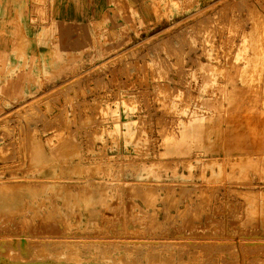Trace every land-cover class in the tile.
<instances>
[{
    "label": "rangeland",
    "instance_id": "rangeland-1",
    "mask_svg": "<svg viewBox=\"0 0 264 264\" xmlns=\"http://www.w3.org/2000/svg\"><path fill=\"white\" fill-rule=\"evenodd\" d=\"M66 1L0 59V264H264V0Z\"/></svg>",
    "mask_w": 264,
    "mask_h": 264
},
{
    "label": "bare ground",
    "instance_id": "bare-ground-1",
    "mask_svg": "<svg viewBox=\"0 0 264 264\" xmlns=\"http://www.w3.org/2000/svg\"><path fill=\"white\" fill-rule=\"evenodd\" d=\"M72 1V0H71ZM243 1V0H242ZM224 2V1H223ZM231 2V1H230ZM243 2H245V1H243ZM258 2V1H257ZM234 3V2H233ZM237 3V2H236ZM239 3V2H238ZM245 4V3H244ZM252 4V3H251ZM260 5V4H259ZM238 6H240L239 4H238ZM201 8V7H200ZM241 8H243V7H241ZM246 8V7H245ZM248 8V7H247ZM204 9H206V8H204ZM208 9V8H207ZM228 9V8H227ZM254 9V8H253ZM213 10V9H212ZM217 10V9H216ZM226 10V9H225ZM249 10V9H248ZM200 11V10H199ZM204 11V10H203ZM231 11V10H230ZM201 12V11H200ZM215 12V11H214ZM225 12V11H224ZM232 12V11H231ZM203 13V12H202ZM227 13V12H226ZM247 13V12H246ZM258 13V12H257ZM221 14V13H220ZM217 15V14H216ZM248 15V14H247ZM218 16V15H217ZM257 16V15H256ZM209 17V16H208ZM236 17V16H235ZM247 17V16H246ZM193 18V17H192ZM227 18V17H226ZM203 19V18H202ZM220 19V18H219ZM259 19V18H258ZM185 20V19H184ZM205 20V19H204ZM215 20V19H214ZM217 21V20H216ZM247 21V20H246ZM195 22V21H194ZM198 23V22H197ZM207 23V22H206ZM223 23V22H222ZM246 23V22H245ZM210 24V23H209ZM244 24V23H243ZM47 26V25H46ZM194 26H195V24H194ZM259 26H261V25H259ZM252 27V26H251ZM209 28V27H208ZM168 30V29H167ZM166 30V31H167ZM164 31V30H163ZM178 32V31H177ZM165 33V32H164ZM215 34V33H214ZM157 35V34H156ZM195 35V34H194ZM164 36V35H163ZM183 36V35H182ZM262 36H264V34L262 35ZM155 38H156V36H154ZM245 37V36H244ZM159 38V37H158ZM157 38V39H158ZM185 38V37H184ZM211 38V37H210ZM148 39V38H147ZM185 40V39H184ZM177 41V40H176ZM183 41V40H182ZM141 42V41H140ZM210 42V41H209ZM163 43V42H162ZM179 43H181V42H179ZM172 44V43H171ZM141 45V44H140ZM157 45V44H156ZM170 45V44H169ZM182 45V44H181ZM186 45H187V43H186ZM233 45V44H232ZM178 46V45H177ZM228 46V45H227ZM146 47V46H145ZM190 47V46H189ZM231 47V46H230ZM245 47V46H244ZM263 47V46H262ZM166 48V47H165ZM183 48V47H182ZM174 49V48H173ZM264 49V48H263ZM150 50V49H149ZM219 50V49H218ZM228 50V49H227ZM176 51V50H175ZM190 51V50H189ZM195 51V50H194ZM124 52V51H123ZM168 52V51H167ZM183 52V51H182ZM264 52V51H263ZM231 53V52H230ZM229 53V54H230ZM239 53V52H238ZM120 55V54H119ZM118 55V56H119ZM121 56V55H120ZM119 56V57H120ZM119 57H117V58H119ZM130 57V56H129ZM170 57V56H169ZM137 58V57H136ZM188 58V57H187ZM244 58V57H243ZM230 59H231V57H230ZM261 59V58H260ZM112 60V59H111ZM217 60V59H216ZM246 60H248V59H246ZM218 62H220V61H218ZM248 62V61H247ZM143 63V62H142ZM258 63H260V62H258ZM235 64V63H234ZM250 64V63H249ZM120 65V64H119ZM145 65V64H144ZM223 65V64H222ZM107 66H108V64H107ZM247 66V65H246ZM221 67V66H220ZM96 68V67H95ZM142 69H143V67H142ZM171 70V69H170ZM235 70V69H234ZM264 70V69H263ZM94 71V70H93ZM142 71V70H141ZM93 73V72H92ZM113 73V72H112ZM151 73V72H150ZM155 73V72H154ZM180 73V72H179ZM242 73V72H241ZM84 74V73H83ZM88 74V73H87ZM233 74H234V72H233ZM137 75V74H136ZM156 75V74H155ZM219 76V75H218ZM240 76V75H239ZM110 77V76H109ZM80 78H82V77H80ZM101 78V77H100ZM231 79V78H230ZM79 81H81V80H79ZM123 81V80H122ZM121 83V82H120ZM94 84V83H93ZM222 85V84H221ZM62 86V85H61ZM68 87H71V86H69L68 85ZM87 87V86H86ZM236 87H238V86H236ZM94 88V87H93ZM117 88V87H116ZM79 89V88H78ZM255 89V88H254ZM51 90V89H50ZM49 90V91H50ZM67 90V89H66ZM77 90V89H76ZM246 90V89H245ZM257 90V89H256ZM56 91H58V92H62V91H59V90H56ZM55 91V92H56ZM64 91V90H63ZM255 91V90H254ZM51 92V91H50ZM66 93L68 92V91H65ZM65 92H64V94H65ZM242 93V92H241ZM257 93V92H256ZM50 95H51V93H50ZM59 95H61V94H59ZM68 95V94H67ZM262 95V94H261ZM46 96V95H45ZM70 96H72V95H70ZM74 98H75V96H73ZM73 97L71 98V102H72V99H73ZM64 98V97H63ZM68 98V97H67ZM251 99V98H250ZM264 99V98H263ZM51 100V99H50ZM57 100V99H56ZM64 100V99H63ZM93 100V99H92ZM62 101V100H61ZM66 101H68V100H66ZM70 101V100H69ZM79 101V100H78ZM255 101V100H254ZM80 102V101H79ZM86 102H88V100L86 101ZM93 102V101H92ZM178 102V101H177ZM250 102V101H249ZM263 102V101H262ZM91 103V102H90ZM89 103V104H90ZM180 103V102H179ZM32 104V103H31ZM30 104V105H31ZM59 104V103H58ZM57 104V105H58ZM65 104V103H64ZM70 104V103H69ZM80 104H82V103H80ZM79 104V105H80ZM87 104V103H86ZM92 104H94V103H92ZM241 104H243V103H241ZM33 105V104H32ZM31 105V106H32ZM36 105V103H34V106ZM78 105V106H79ZM85 105V104H84ZM83 105V107H86V105L84 106ZM246 105V104H245ZM42 106H44V104L42 105ZM41 106V107H42ZM59 106H61V104H59ZM71 106H74V104L72 105L71 104ZM76 106V105H75ZM88 106V105H87ZM242 106V105H241ZM28 107H29V105H28ZM33 107V106H32ZM32 107H30V108H32ZM61 107H63V106H61ZM81 107V106H80ZM95 107V106H94ZM27 108V107H26ZM35 108V107H34ZM58 108V107H57ZM72 108V107H71ZM74 108V107H73ZM22 109H23V107H22ZM66 109V108H65ZM93 109V108H92ZM249 109H250V107H249ZM33 110H35V109H33ZM44 110V109H43ZM48 110V109H47ZM54 110V109H53ZM74 110V109H73ZM98 110V109H97ZM26 111V110H25ZM36 111H37V107H36ZM49 111H50V108H49ZM59 111H61V110H59ZM81 111H83V110H81ZM80 111V112H81ZM92 111H94V110H92ZM163 111V110H162ZM161 111V112H162ZM258 111V110H257ZM54 112V111H53ZM75 112H77V110L75 111ZM90 112V111H89ZM259 112V111H258ZM31 113H34V112H30V114ZM72 113H74V112H72ZM36 114H39V113H36ZM43 115V113H41V111H40V115ZM78 114V113H77ZM168 114V113H167ZM22 115V114H21ZM40 115H39V117H40ZM56 115H57V117H58V113H56ZM79 115V114H78ZM162 115V114H161ZM171 115V114H170ZM261 115V114H260ZM25 116V115H24ZM27 116H28V114H27ZM55 116V115H54ZM75 116V115H74ZM90 116H92L91 114H90ZM22 117V116H21ZM32 117V116H31ZM34 117V116H33ZM48 117V116H47ZM62 117V116H61ZM166 117V116H165ZM171 117V116H170ZM222 117V116H221ZM229 117V116H228ZM25 118V117H24ZM36 117H34L33 119H35ZM41 118H44V117H41ZM64 118V117H63ZM80 118V117H79ZM160 118H162V120H163V117L161 116ZM227 118V117H226ZM234 118V117H233ZM36 119H38V118H36ZM62 119V118H61ZM81 119V118H80ZM93 119H94V117H93ZM231 119V117H229V120ZM25 120H28V119H25ZM45 120V119H44ZM53 120H54V118H53ZM56 120V119H55ZM92 120V119H91ZM95 120V119H94ZM228 120V121H229ZM247 120V119H246ZM249 120V119H248ZM3 121V120H2ZM10 121V120H9ZM35 121V120H34ZM34 121H33V123H34ZM36 121H38V120H36ZM47 121H49V120H47ZM46 121V122H47ZM62 121V120H61ZM64 121V120H63ZM62 121V122H63ZM160 121H161V119H160ZM227 121V120H226ZM237 122H238V124H240L239 122L241 121H239V119L238 120H236ZM243 121V120H242ZM245 121V120H244ZM8 122V121H7ZM26 122H28V121H26ZM30 122H32V121H30L29 120V123ZM40 122V121H39ZM45 122V121H44ZM45 122V123H46ZM75 122V121H74ZM81 122H83V119H82V121ZM111 122V121H110ZM164 122V121H163ZM172 122V121H171ZM223 122V121H222ZM225 122V121H224ZM16 123V122H15ZM19 123V122H18ZM48 123H50V122H48ZM47 123V124H48ZM53 123H55V122H53ZM140 123V122H139ZM242 123V122H241ZM261 123V122H260ZM35 124V123H34ZM41 124V123H40ZM51 124V123H50ZM64 124V123H63ZM80 124V123H79ZM85 124V123H84ZM93 124V123H92ZM95 124V123H94ZM93 124V125H94ZM105 124V123H104ZM158 124V123H157ZM167 124V123H166ZM169 124V123H168ZM211 124V123H210ZM215 124V123H214ZM237 124V123H236ZM248 123H246V125H247ZM264 124V123H263ZM54 125H56V124H54ZM58 125V124H57ZM98 125V124H97ZM222 125H223V123H222ZM230 125V124H229ZM235 125V124H234ZM259 125V124H258ZM12 126V125H11ZM27 126H28V124H27ZM36 126V125H35ZM40 126V125H39ZM38 126V127H39ZM49 126V125H48ZM48 126L46 127V128H48ZM63 126V125H62ZM86 126V125H85ZM165 125H163V127H164ZM168 126V125H167ZM241 126V125H240ZM248 126H249V124H248ZM253 126V125H252ZM251 126V127H252ZM255 126V125H254ZM29 127V126H28ZM34 127V126H33ZM42 127V126H41ZM53 127V126H52ZM56 127V126H55ZM66 127V126H65ZM84 127V126H83ZM98 127V126H97ZM100 127V126H99ZM11 128V127H10ZM37 128V127H36ZM91 128V127H90ZM89 128V129H90ZM214 128V127H213ZM236 127H234V129H235ZM239 128V127H238ZM246 128V127H245ZM244 128V129H245ZM257 127H255V129H256ZM29 129H31V128H29ZM40 129V128H39ZM43 129H45V128H43ZM66 129H67V127H66ZM86 129V128H85ZM84 129V130H85ZM99 128H97V130H98ZM101 129V128H100ZM154 129V128H153ZM221 129V128H220ZM241 129V128H240ZM248 129V128H247ZM249 129H250V127H249ZM25 130V129H24ZM33 130V129H32ZM47 130V129H46ZM54 130V129H53ZM58 130V129H57ZM56 130V131H57ZM68 130V129H67ZM87 130V129H86ZM85 130V131H86ZM92 130V129H91ZM161 130V129H160ZM222 130V129H221ZM242 130H243V128H242ZM257 130H258V128H257ZM30 131V130H29ZM156 131V130H155ZM250 132H251V130H249ZM259 132H260V130H258ZM263 131V130H262ZM28 132V131H27ZM31 132V131H30ZM91 132V131H90ZM89 132V133H90ZM150 132V131H149ZM153 132V131H152ZM24 133V132H23ZM39 133H40V131H39ZM88 133V132H87ZM166 133V132H165ZM223 133V132H222ZM221 133V134H222ZM252 133V132H251ZM257 133V132H256ZM27 134V133H26ZM55 134H57V133H55ZM253 134V133H252ZM264 134V133H263ZM32 135V134H31ZM89 135H91V134H89ZM152 135H155V134H152ZM157 135V134H156ZM163 135V134H162ZM256 135V134H255ZM3 136V135H2ZM43 136V135H42ZM45 136V135H44ZM88 136V135H87ZM104 136V135H103ZM30 137V136H29ZM33 137V136H32ZM56 138H57V136H55ZM91 137V136H90ZM257 138H260L259 136H256ZM35 138V137H34ZM214 138V137H213ZM253 138H254V135H253ZM262 138V137H261ZM20 139V138H19ZM40 139H41V137H40ZM83 139V138H82ZM249 139H251V138H249ZM26 140V139H25ZM31 140V139H30ZM155 140V139H154ZM153 140V141H154ZM242 140H243V138H242ZM247 140V139H246ZM261 141H262V139H260ZM9 141H11V140H9ZM14 141V140H13ZM22 141V140H21ZM27 141H28V139H27ZM156 141V140H155ZM205 141V140H204ZM227 141V140H226ZM241 141V140H240ZM255 141H256V139H255ZM261 141H259V142H261ZM100 142V141H99ZM242 142V141H241ZM259 142H258V145H259ZM12 143V142H11ZM19 142H17V144H18ZM25 143H26V141H25ZM24 143V144H25ZM153 143V142H152ZM48 144V143H47ZM95 144V143H94ZM99 144V143H98ZM151 144V143H150ZM261 144V143H260ZM19 146H20V144H18ZM22 145H23V143H22ZM229 145V144H228ZM11 146H13V145H11ZM19 146H17V151H18V147ZM26 146V145H25ZM24 146V147H25ZM48 146V145H47ZM247 146V145H246ZM22 147V146H21ZM41 146H40V144L38 143V144H34L33 145V147H31V150H32V152H33V156L35 157V158H38V157H42V155H41V153H42V151H41V148H40ZM2 148V147H1ZM5 148H7V147H5ZM11 148V147H10ZM9 148V149H10ZM16 148V147H15ZM216 148V147H215ZM2 149H4V148H2ZM1 149V150H2ZM85 149V148H84ZM104 149V148H103ZM218 149V148H217ZM0 150V151H1ZM20 150V149H19ZM24 150H25V148H24ZM16 151V152H17ZM22 151V150H21ZM157 151V150H156ZM23 153H25V152H23ZM16 155H17V153H16ZM22 156H25V155H23L22 154ZM156 156V155H155ZM187 156V155H186ZM257 156V155H256ZM9 157V156H8ZM17 158V157H16ZM25 158V157H24ZM234 158V157H233ZM232 158V159H233ZM242 158H243V156H242ZM1 159V158H0ZM81 159V158H80ZM91 159V158H90ZM185 159V158H184ZM237 159V158H236ZM239 159H241V157L239 158ZM17 160H19V159H17ZM84 160V159H83ZM82 160V161H83ZM212 160V159H211ZM218 160V159H217ZM228 160H230V158L228 159ZM238 160V159H237ZM260 160H261V158H260ZM260 160H258V162L260 161ZM5 161V160H4ZM81 161V162H82ZM104 161V160H103ZM210 161V160H209ZM214 161V160H213ZM234 161H235V159H234ZM234 161H232L233 163H234ZM85 162V161H84ZM83 162V163H84ZM216 162V161H215ZM230 162V161H229ZM236 162V161H235ZM238 162V161H237ZM87 163V162H86ZM89 163V162H88ZM213 164H214V162H212ZM240 163V162H239ZM2 164H5V162L4 163H2ZM216 164V163H215ZM236 164V163H235ZM12 165V164H11ZM51 165V164H50ZM217 165V164H216ZM231 165H234V164H229V166H231ZM53 166V165H52ZM116 166V165H115ZM227 166V165H226ZM237 166H239V165H237ZM18 167V166H17ZM16 167V168H17ZM234 167V166H233ZM240 167H241V165H240ZM22 168V167H21ZM236 167H234V168H231L232 170L233 169H235ZM226 169V168H225ZM55 170V169H54ZM50 171V170H49ZM37 172V171H36ZM35 172V173H36ZM47 172V171H46ZM41 173H43V172H41ZM50 173V172H49ZM30 175V174H29ZM33 175V174H32ZM24 176V175H23ZM31 177V176H30ZM29 177V179H31ZM16 178V177H15ZM73 178V177H72ZM84 178V177H83ZM20 179H22V178H20ZM35 179V178H34ZM40 179V178H39ZM44 180H45V178H44ZM66 180V179H65ZM7 182H8V180H6ZM5 181V182H6ZM15 182L14 183H18V182H16L17 181V179L16 180H14ZM31 181V180H30ZM35 181V180H34ZM38 181H42V179L41 180H38ZM48 181V180H47ZM62 181V180H61ZM73 181V180H72ZM71 181V182H72ZM78 181V180H77ZM2 182V181H1ZM4 182V181H3ZM12 182V181H11ZM26 182V181H25ZM67 182V181H66ZM69 182V181H68ZM74 182V181H73ZM80 182V181H79ZM120 182V181H119ZM114 190V189H113ZM62 198H64V199H66V196H62ZM57 205V204H56ZM59 207H61V206H59ZM58 207V208H59ZM40 210V209H39ZM62 211V210H61ZM64 211V210H63ZM96 211H97V209H95V211L90 215V216H86V215H84V220H86L87 222L89 221V222H91V221H93V222H95V223H97V222H101V217L104 215V214H102L100 217H96V218H93L92 217V215L94 214V213H96ZM25 213H27V211L26 212H24V214ZM82 221V220H81ZM125 228V227H124ZM77 229H79V230H81V227H78ZM116 230V231H120V227H116V226H110L109 228H104V227H102V228H99V230H106L107 231V233H111L110 231H112V230ZM67 232H72L71 231V228H67ZM104 232V231H103ZM106 233V234H107ZM112 234V233H111ZM112 235H114V234H112ZM95 236V235H94ZM41 237H43V235L41 236ZM117 237V236H116ZM39 238V237H38ZM68 238V237H67ZM67 238H65L66 240H67V243H66V240H63L62 242H61V239H59L58 240V242H61V243H63V245L62 246H64V247H66L67 249H66V251L65 252H63V250L60 252V256L59 257H57V260L59 259L60 260V262H62L63 264H66L65 262H66V260H67V255H70V253H69V250L68 249H70L71 251H73V254H76V255H79L78 254V252L74 249L75 248V246H77L78 245V243H79V240L80 239H67ZM71 238V237H70ZM78 238V237H77ZM94 238V237H93ZM25 239H28V238H25ZM30 239V238H29ZM34 239H36V238H34ZM40 239V238H39ZM56 239V238H55ZM95 239V238H94ZM97 239V238H96ZM98 239H100V238H98ZM119 239V238H118ZM118 239H117V241H118ZM132 239V238H131ZM152 239V238H151ZM154 239V238H153ZM159 239V238H158ZM179 239H181V238H179ZM208 239V238H207ZM214 239V238H213ZM212 239V240H213ZM218 239H220V238H218ZM31 240V239H30ZM45 240V239H44ZM50 240V239H49ZM110 240H113L112 238H110ZM115 240V239H114ZM124 240V239H123ZM127 240H129V239H127ZM133 240H136L137 241V239H133ZM165 240V239H164ZM170 240V239H169ZM168 240V241H169ZM175 240V239H174ZM201 240V239H200ZM210 240V239H209ZM212 240H210V241H208V240H206V241H208V242H211ZM223 240V239H222ZM32 241H35V240H32ZM47 241V240H46ZM46 241H45V243H46ZM101 241V240H100ZM102 241H103V239H102ZM108 241H109V238H108ZM122 241V240H121ZM130 241V240H129ZM156 241V240H155ZM160 241V239L158 240V242ZM162 241V240H161ZM181 241V240H180ZM187 241V240H186ZM193 241V240H192ZM201 241H204V238H203V240H201ZM219 241V240H218ZM66 244H65V243ZM88 242V241H87ZM106 242V241H105ZM111 242H113V241H111ZM157 242V241H156ZM213 242H215V241H213ZM29 243V242H28ZM34 243V242H33ZM54 243V242H53ZM61 243H59V244H61ZM82 243V242H81ZM90 243V242H89ZM180 243V242H179ZM36 244V243H35ZM38 245H39V243H37ZM58 244V245H59ZM84 244V243H83ZM88 244V243H87ZM98 244V243H97ZM100 244V243H99ZM115 244V243H114ZM124 244H126V243H124ZM129 244H131V243H129ZM128 244V245H129ZM145 244H147V243H145ZM175 244V243H174ZM174 244H173V250H174ZM183 244V243H182ZM204 244V243H203ZM206 244V243H205ZM211 244V243H210ZM32 245V244H31ZM41 245V244H40ZM140 245V244H139ZM142 245V244H141ZM155 245V244H154ZM163 245V244H162ZM161 245V246H162ZM165 245V244H164ZM178 245V244H177ZM181 245V244H180ZM187 245V244H186ZM191 245V244H190ZM207 245V244H206ZM209 245V244H208ZM35 246V245H34ZM43 246H44V244H43ZM52 246V245H51ZM59 246H61V245H59ZM61 246V247H62ZM91 246V245H90ZM135 246V245H134ZM176 246V245H175ZM192 246H193V244H192ZM195 246V245H194ZM212 246V245H211ZM69 247V248H68ZM105 247H107V245L105 246ZM130 247H131V245H130ZM138 247V246H137ZM142 247V246H141ZM146 247V249H147V245L145 246ZM181 247V246H180ZM185 247V246H184ZM184 247H182L183 249H184ZM213 247H215V246H213ZM217 247V246H216ZM219 247V246H218ZM42 248H44V247H42ZM102 248V247H101ZM111 248V247H110ZM139 248H140V246H139ZM171 248V247H170ZM34 249H36V248H34ZM79 249H81V248H79ZM177 249V248H176ZM37 250V249H36ZM39 250V249H38ZM41 250V249H40ZM54 250V249H53ZM59 249H57V251H58ZM90 250H92V249H90ZM42 251H43V249H42ZM49 251V250H48ZM84 251V250H83ZM144 251V250H143ZM32 252V251H31ZM55 252V251H54ZM81 252V254L82 253H84V252H82V251H80ZM11 253V255H13L12 254V252H10ZM13 253H14V251H13ZM18 253V252H17ZM16 253V254H17ZM38 253H39V251H38ZM7 254V253H6ZM39 254H41V253H39ZM38 254V255H39ZM50 252H49V256H50ZM109 255V257L108 256H106L105 254H101L100 252H89V253H87L85 256H82L81 255V258H87V260H85L84 261V264H113V262H117V261H119L121 258L119 257V256H131V255H133V254H135L134 252H132L131 250H129V249H123V248H120V249H113L112 251H110L109 253H108ZM144 254V253H143ZM10 255V254H9ZM15 255V254H14ZM13 255V256H14ZM31 255V254H30ZM33 255V254H32ZM5 256V255H4ZM12 256V257H13ZM2 257H3V255H2ZM16 256H14L13 258H15ZM17 257H18V255H17ZM33 257H36V256H34L33 255ZM44 257V256H43ZM51 257V256H50ZM139 257V256H138ZM145 257V256H144ZM7 258H8V256H7ZM31 258V257H30ZM40 258V257H39ZM134 258V257H133ZM35 259V258H34ZM46 259V258H45ZM145 259H146V257H145ZM151 259V258H150ZM23 260V259H22ZM37 260V259H36ZM35 260V261H36ZM48 260V259H47ZM57 260H56V262H57ZM39 261V260H38ZM46 261V260H45ZM49 261H51V260H49ZM81 261V260H80ZM27 262V261H26ZM28 262H30V261H28ZM43 262V261H42ZM55 262V263H56ZM70 262V261H69ZM68 262V263H69ZM127 262V261H126ZM152 261L151 260H148V261H143L141 258H136L135 260H134V262H132L131 264H146V263H151ZM6 263V262H5ZM40 263V262H39ZM44 263V262H43ZM42 263V264H43ZM54 263V264H55ZM59 263V262H58ZM2 264V263H1ZM57 264V263H56ZM127 264H129L128 262H127Z\"/></svg>",
    "mask_w": 264,
    "mask_h": 264
},
{
    "label": "crops",
    "instance_id": "crops-1",
    "mask_svg": "<svg viewBox=\"0 0 264 264\" xmlns=\"http://www.w3.org/2000/svg\"><path fill=\"white\" fill-rule=\"evenodd\" d=\"M41 2H34L33 0H0V59H3V52L6 47H13L16 45L17 37H23L30 40L31 32L37 31L38 29H43V10L48 4V10L45 14L49 17V20L54 16H64L67 13H72L74 11L68 12L65 8H60L56 10L51 9V0H40ZM44 2V3H43ZM68 4L73 1L67 0ZM146 0H137L143 6ZM82 7L87 6V19L94 20L99 7H107L104 11V15H110L111 12V0H81ZM45 6V7H44ZM98 8V10H97ZM143 8V7H140ZM41 18V19H39ZM60 22V21H59ZM88 29H91L88 26ZM69 30V27L66 28Z\"/></svg>",
    "mask_w": 264,
    "mask_h": 264
}]
</instances>
